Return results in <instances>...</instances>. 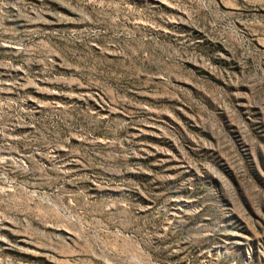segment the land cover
Returning a JSON list of instances; mask_svg holds the SVG:
<instances>
[{
    "label": "rangeland",
    "instance_id": "rangeland-1",
    "mask_svg": "<svg viewBox=\"0 0 264 264\" xmlns=\"http://www.w3.org/2000/svg\"><path fill=\"white\" fill-rule=\"evenodd\" d=\"M0 264H264V0H0Z\"/></svg>",
    "mask_w": 264,
    "mask_h": 264
}]
</instances>
